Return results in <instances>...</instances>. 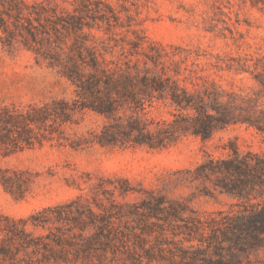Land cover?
I'll return each instance as SVG.
<instances>
[{"label": "trees", "instance_id": "obj_1", "mask_svg": "<svg viewBox=\"0 0 264 264\" xmlns=\"http://www.w3.org/2000/svg\"><path fill=\"white\" fill-rule=\"evenodd\" d=\"M83 9L78 15H63L54 9L49 12L41 2L0 0V29L8 44L18 35L37 60L46 61L73 87L70 99L52 98L23 109L1 107L0 153L59 137L60 127L76 123L74 115L85 111L105 119L92 140L102 147L160 149L181 136L205 140L235 124L264 135V107L259 99L217 88L191 91L179 83L177 71L174 76L168 73L159 54L109 67L101 55L98 59L92 48L79 41L87 35L83 28L93 27L84 22L82 12L88 9ZM71 35L73 43L68 46ZM138 47V42L132 43L134 54ZM255 79L264 92V73ZM154 102L167 103L173 110L171 118L148 117L147 108ZM188 172L189 181L209 184L236 199L233 208L206 219H189L185 231L173 230L170 237L167 226L178 223L169 218L183 221L177 217L183 209L177 201L160 208L166 202L162 197L156 198L154 209L141 200V211L140 205L110 200L108 208L97 199L90 202L78 196L26 218L0 214V264H251L246 255L264 249V150L240 152L230 146L224 156L207 155ZM14 183V175L0 168L2 188L14 194ZM142 212L147 223L140 228L130 221ZM151 218L155 221H148Z\"/></svg>", "mask_w": 264, "mask_h": 264}, {"label": "rangeland", "instance_id": "obj_2", "mask_svg": "<svg viewBox=\"0 0 264 264\" xmlns=\"http://www.w3.org/2000/svg\"><path fill=\"white\" fill-rule=\"evenodd\" d=\"M26 1L41 2L49 12L54 9L63 15H78L87 7L86 14L82 12L84 22L93 27H84L87 35L79 41L92 48L98 59L101 55L109 67L159 54L168 73L174 76L177 71L179 83L191 91L217 88L259 99L264 107V92L255 79L264 73V0ZM73 38L66 40L68 46ZM20 40L17 35L8 44L0 29V108L23 109L52 98H72V85L46 61L37 60ZM136 42L138 54L132 49ZM172 112L165 102L147 108V116L158 121L170 119ZM73 120L76 123L60 127L59 137L7 155L0 153V168L14 175L15 181L14 194L0 185L1 215L26 218L78 196L90 202L97 199L108 208L110 200L140 205L141 211V200L154 209L156 198L162 197L166 202L160 208L177 201L183 209L177 215L183 221L169 218L178 223L167 226L170 237L173 230L185 231L191 219H206L237 202L209 184L189 181L188 171L207 155L224 156L230 146L240 152L264 150V135L242 124L215 131L205 140L187 134L164 148L149 149L102 147L92 141L105 123L102 116L85 111L76 113ZM75 141L79 145L71 146ZM141 215L130 222L143 228L147 221ZM157 216L161 218V212ZM246 259L264 264V249L250 252Z\"/></svg>", "mask_w": 264, "mask_h": 264}]
</instances>
